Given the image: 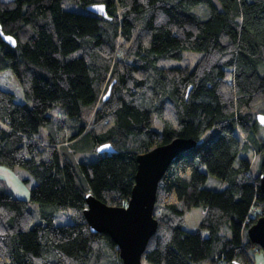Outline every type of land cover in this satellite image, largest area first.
<instances>
[{
  "label": "trees",
  "instance_id": "obj_1",
  "mask_svg": "<svg viewBox=\"0 0 264 264\" xmlns=\"http://www.w3.org/2000/svg\"><path fill=\"white\" fill-rule=\"evenodd\" d=\"M69 1L82 10L62 0H0L1 31L16 42L0 37V165L25 170L30 201L42 206L33 225L28 202L0 185V264H122L112 239L90 231L85 195L126 205L137 157L179 137L196 145L158 183L157 228L142 264H253L258 245L246 230L263 206L264 139L251 110L264 108V0ZM95 4L106 17L87 10ZM198 4L206 19L193 11ZM185 50L202 53L191 69L157 65ZM55 105L91 117L70 138L43 141L39 129ZM81 138L90 151L108 143L114 152H96L78 171L67 147ZM207 173L219 190L204 186ZM192 208L205 213L188 231ZM55 211H70L74 222L55 225Z\"/></svg>",
  "mask_w": 264,
  "mask_h": 264
},
{
  "label": "water",
  "instance_id": "obj_2",
  "mask_svg": "<svg viewBox=\"0 0 264 264\" xmlns=\"http://www.w3.org/2000/svg\"><path fill=\"white\" fill-rule=\"evenodd\" d=\"M87 10L106 17L104 7L99 4ZM1 39L15 47V40L4 35L0 27ZM111 85L103 95L106 100ZM255 120L264 126V113H257ZM196 145L192 139L175 138L170 142L155 146L137 157L134 185L127 204L121 207L109 206L95 198L90 192L85 195L83 216L92 233L107 234L119 250L122 264H142L141 256L150 237L155 233L157 221L153 216L158 183L168 166L185 150ZM98 154L114 152L110 144L96 148ZM259 189L263 196L261 214L246 230L249 241L264 251V170L259 175ZM227 264H238L234 261Z\"/></svg>",
  "mask_w": 264,
  "mask_h": 264
},
{
  "label": "rangeland",
  "instance_id": "obj_3",
  "mask_svg": "<svg viewBox=\"0 0 264 264\" xmlns=\"http://www.w3.org/2000/svg\"><path fill=\"white\" fill-rule=\"evenodd\" d=\"M61 5L66 10H82L78 4L69 0H62ZM193 11L198 14L201 19H206L209 16L208 9L202 4H198L194 7ZM201 56L202 53L199 51L185 50L182 52L180 59L161 58L157 61V65L160 67H188L191 69ZM3 82L8 83L9 78L3 80ZM11 84L12 83H10V85ZM261 106L262 105L260 104L251 110V112L254 113V117L257 113H260L259 111H264V108ZM48 115L50 116V121L44 127H41L38 133L43 141H48L50 138L57 141L66 140L75 134L80 126L86 125L91 117L89 111L85 109L81 111L79 117H71L60 105L53 106L48 111ZM160 126V121L153 117L152 127L160 129ZM257 134L264 139V126L258 124ZM90 145L91 144L87 138H81L78 142L67 147L70 156H73V163L76 170L79 171V163H89L96 160L97 153L88 149L90 148ZM257 159L258 158L256 157V159L252 160V162H255L253 164V169L257 166ZM202 170L206 172L205 168ZM33 184L34 180L25 170L18 167L11 168L0 165V185H2L5 190L10 192L14 197L24 199L28 202L29 210L33 217V225H35L42 223V206L36 202L30 201L29 189ZM221 185L219 179L207 173V179L204 185L206 188L210 190H219ZM53 213V223L55 225L71 224L74 222L70 215V211H55ZM204 213L205 211L201 208H192L186 218V230L195 231L198 228L200 219ZM200 232L202 236L207 235V231L205 230H200ZM252 259L253 264H264V251L259 247L258 249H254L252 251ZM145 264L149 263L145 262Z\"/></svg>",
  "mask_w": 264,
  "mask_h": 264
},
{
  "label": "built area",
  "instance_id": "obj_4",
  "mask_svg": "<svg viewBox=\"0 0 264 264\" xmlns=\"http://www.w3.org/2000/svg\"><path fill=\"white\" fill-rule=\"evenodd\" d=\"M250 217H253L252 215H250Z\"/></svg>",
  "mask_w": 264,
  "mask_h": 264
},
{
  "label": "crops",
  "instance_id": "obj_5",
  "mask_svg": "<svg viewBox=\"0 0 264 264\" xmlns=\"http://www.w3.org/2000/svg\"><path fill=\"white\" fill-rule=\"evenodd\" d=\"M28 179V178H27Z\"/></svg>",
  "mask_w": 264,
  "mask_h": 264
}]
</instances>
